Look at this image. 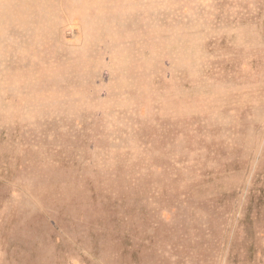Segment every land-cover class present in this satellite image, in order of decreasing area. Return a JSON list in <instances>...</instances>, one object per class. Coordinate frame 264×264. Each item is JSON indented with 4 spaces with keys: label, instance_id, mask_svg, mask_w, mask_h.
I'll use <instances>...</instances> for the list:
<instances>
[{
    "label": "rangeland",
    "instance_id": "rangeland-1",
    "mask_svg": "<svg viewBox=\"0 0 264 264\" xmlns=\"http://www.w3.org/2000/svg\"><path fill=\"white\" fill-rule=\"evenodd\" d=\"M0 264H264V0H0Z\"/></svg>",
    "mask_w": 264,
    "mask_h": 264
}]
</instances>
